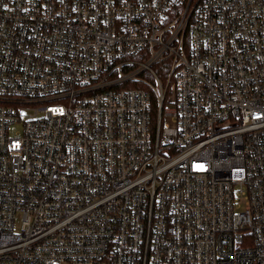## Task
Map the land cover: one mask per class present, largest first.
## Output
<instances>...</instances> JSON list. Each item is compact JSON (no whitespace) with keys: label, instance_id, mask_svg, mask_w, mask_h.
<instances>
[{"label":"built area","instance_id":"2783aa9c","mask_svg":"<svg viewBox=\"0 0 264 264\" xmlns=\"http://www.w3.org/2000/svg\"><path fill=\"white\" fill-rule=\"evenodd\" d=\"M0 264H264V0H0Z\"/></svg>","mask_w":264,"mask_h":264},{"label":"rangeland","instance_id":"374dc122","mask_svg":"<svg viewBox=\"0 0 264 264\" xmlns=\"http://www.w3.org/2000/svg\"><path fill=\"white\" fill-rule=\"evenodd\" d=\"M21 127V124H13L12 126H11V132L12 133H14V131L16 130V129H18V128H20Z\"/></svg>","mask_w":264,"mask_h":264}]
</instances>
